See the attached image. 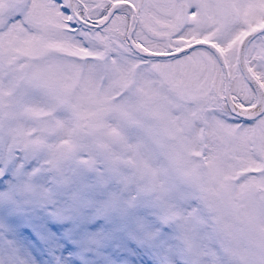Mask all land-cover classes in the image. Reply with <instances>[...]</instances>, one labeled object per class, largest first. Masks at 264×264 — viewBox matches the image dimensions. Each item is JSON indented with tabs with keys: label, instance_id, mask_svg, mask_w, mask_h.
<instances>
[{
	"label": "snow or ice",
	"instance_id": "1",
	"mask_svg": "<svg viewBox=\"0 0 264 264\" xmlns=\"http://www.w3.org/2000/svg\"><path fill=\"white\" fill-rule=\"evenodd\" d=\"M0 264H264V0H0Z\"/></svg>",
	"mask_w": 264,
	"mask_h": 264
}]
</instances>
